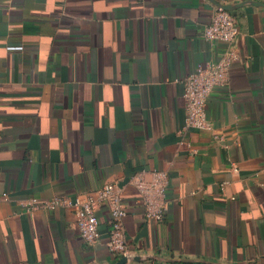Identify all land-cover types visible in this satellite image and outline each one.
Wrapping results in <instances>:
<instances>
[{
	"label": "crops",
	"instance_id": "0c3cea01",
	"mask_svg": "<svg viewBox=\"0 0 264 264\" xmlns=\"http://www.w3.org/2000/svg\"><path fill=\"white\" fill-rule=\"evenodd\" d=\"M217 10L210 0H0V264H115L107 204L94 243L73 208L20 205L108 182L127 208L125 264H264V5L231 11L239 58L207 104L224 141L186 127L183 79L227 48L204 36ZM153 169L169 177L160 222L132 183Z\"/></svg>",
	"mask_w": 264,
	"mask_h": 264
},
{
	"label": "built area",
	"instance_id": "2783aa9c",
	"mask_svg": "<svg viewBox=\"0 0 264 264\" xmlns=\"http://www.w3.org/2000/svg\"><path fill=\"white\" fill-rule=\"evenodd\" d=\"M239 33L235 15L228 10L218 9L211 23L205 28L204 36L209 41H222L227 48L216 60L199 63L195 69L183 79L184 97L186 99V127H193L213 133L216 140L223 142L224 136L214 132L212 121L208 117L207 104L216 87L223 86L228 79L232 64L239 58L232 42ZM136 173L132 183L142 198L144 214L149 221L160 222L168 209V174L159 169ZM8 199V194L4 193ZM107 204L110 212L108 248L118 255L130 254L125 234L124 218L127 208L123 201L121 188L108 182L95 192L80 193L71 198L66 195H55L47 199H26L20 201L25 211L35 209L54 210L58 207H70L75 210L77 225L82 238L88 243H94L100 238L99 217L97 209Z\"/></svg>",
	"mask_w": 264,
	"mask_h": 264
},
{
	"label": "water",
	"instance_id": "95a60500",
	"mask_svg": "<svg viewBox=\"0 0 264 264\" xmlns=\"http://www.w3.org/2000/svg\"><path fill=\"white\" fill-rule=\"evenodd\" d=\"M212 1V3L215 4V6L218 9H223V10H228V11H232L234 9H237L245 4H254V5H259L262 4L264 5L263 1H259V0H243L240 2H236V3H220L216 0H210ZM152 257H157V258H161V259H168V260H182V261H191V260H196V259H189V258H165V257H160L158 255H151ZM129 256L128 255H123L115 264H125L128 261ZM134 259H139V256H133ZM220 264H226V263H220Z\"/></svg>",
	"mask_w": 264,
	"mask_h": 264
}]
</instances>
